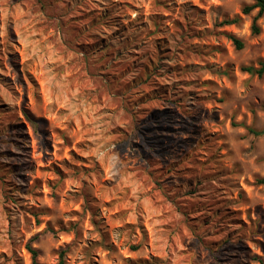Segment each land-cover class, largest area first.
Masks as SVG:
<instances>
[{
	"label": "rangeland",
	"instance_id": "rangeland-1",
	"mask_svg": "<svg viewBox=\"0 0 264 264\" xmlns=\"http://www.w3.org/2000/svg\"><path fill=\"white\" fill-rule=\"evenodd\" d=\"M251 3L0 0V264H264Z\"/></svg>",
	"mask_w": 264,
	"mask_h": 264
},
{
	"label": "trees",
	"instance_id": "trees-1",
	"mask_svg": "<svg viewBox=\"0 0 264 264\" xmlns=\"http://www.w3.org/2000/svg\"><path fill=\"white\" fill-rule=\"evenodd\" d=\"M257 10L256 15L253 17L252 19V24H251V33L252 35H258L260 30L257 26V21L258 19H260L263 15H264V0H252V3L249 5H245L242 8V13L244 15H248L250 14L252 11ZM240 21V19L238 17H233L231 19H223L219 25L221 26H231V25H236L238 24ZM229 39L232 41L233 45L235 46V48L237 50H241L244 47V44L237 39L234 36H229ZM241 71L250 75V76H256L257 78L261 79L264 77V61H259L257 63V65H249V66H245L241 68ZM263 111H264V106H263ZM27 120L33 125L34 130L37 129V126L35 125V123L28 117ZM253 134L257 135V136H263L264 135V131L261 132H253L251 131ZM260 184H264V178L258 181ZM133 249H136L133 248ZM28 251L31 255V259H32V264H39L37 258H38V252L31 248L28 247ZM58 264H64L63 261V252L60 253L59 255V261Z\"/></svg>",
	"mask_w": 264,
	"mask_h": 264
}]
</instances>
